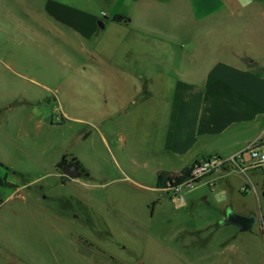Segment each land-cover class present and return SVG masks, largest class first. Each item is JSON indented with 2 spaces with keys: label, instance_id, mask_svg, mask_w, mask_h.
<instances>
[{
  "label": "rangeland",
  "instance_id": "rangeland-1",
  "mask_svg": "<svg viewBox=\"0 0 264 264\" xmlns=\"http://www.w3.org/2000/svg\"><path fill=\"white\" fill-rule=\"evenodd\" d=\"M50 1L97 15L99 30L87 37L55 21L45 11L47 0H0V264H264L263 178L240 195L193 206H177L166 195L157 207L147 192L112 180L126 175L115 155L121 163L120 156L139 155L145 134L159 124L162 113L152 103L168 96L173 81H155L158 95L147 109L124 119L118 98H107L111 110L105 107L104 90L122 87L131 96L132 85L141 90L144 83L117 73V63L183 65L188 49L179 40L185 34L173 31L168 16H145L140 0ZM115 14L166 31L148 33L147 42L135 33L128 38L111 23ZM122 128L127 145L117 149L109 132ZM64 157H77L88 174L68 181L58 167ZM8 172L25 184L26 201L4 182ZM225 200L253 209L258 221L248 230L222 224Z\"/></svg>",
  "mask_w": 264,
  "mask_h": 264
},
{
  "label": "crops",
  "instance_id": "crops-1",
  "mask_svg": "<svg viewBox=\"0 0 264 264\" xmlns=\"http://www.w3.org/2000/svg\"><path fill=\"white\" fill-rule=\"evenodd\" d=\"M140 1L145 16L149 13L154 14L156 19L168 16L172 20L173 31L185 34L186 37L179 40L183 50L188 49L182 53L184 64L163 69L162 66L158 68L154 60H118L116 72L125 71L130 78H139L144 88L140 90L137 85H132L135 95L129 96L122 87H115L105 89L103 96L109 111L111 103L107 98L114 96L118 98L117 108L124 119H133L138 110H146L158 95L155 81L173 80L168 96L159 94L160 99L152 103L160 107L162 116L155 130L151 134L147 132L142 139L141 153L129 158L120 156L123 163L115 155L120 170L126 175L112 180L128 181L147 192L151 199L159 201L157 207L168 196L157 183L160 170L181 172L205 156H230L254 141H258L260 149L264 151V0H251L250 3H244L243 0ZM45 11L55 21L84 36H94L99 30L97 15L88 18L64 4L50 0L46 2ZM130 18L129 22L110 21L123 27L128 38H131L129 34L135 33L144 42L148 40V33L166 31L159 26L132 25L133 17ZM216 34L219 37L215 40L213 35L216 37ZM211 38L215 40L214 45L211 44ZM156 40L163 41L159 36ZM217 50L220 52L217 53ZM97 62L99 65L114 64L115 60ZM138 63L140 68L137 66L130 72L126 71L127 65ZM103 70L106 72L105 68ZM106 75L104 73L102 76ZM140 92L143 93L141 101L136 98ZM100 130L104 140L109 143L105 132ZM109 136L117 149L122 145L126 147L123 128L114 136L109 132ZM8 169L12 170L10 166ZM9 174L6 175V181L11 182L13 192L26 201L25 184H18ZM259 178H263L264 183V164L249 167L246 173L233 172L219 179L215 187L207 183L200 185L188 194L186 205L210 202L216 195L223 197L232 192L240 195V190L257 189ZM79 180L80 177L68 181L75 183ZM231 201L221 202L224 203L221 205L222 218H226L229 209L256 215L253 209Z\"/></svg>",
  "mask_w": 264,
  "mask_h": 264
},
{
  "label": "built area",
  "instance_id": "built-area-1",
  "mask_svg": "<svg viewBox=\"0 0 264 264\" xmlns=\"http://www.w3.org/2000/svg\"><path fill=\"white\" fill-rule=\"evenodd\" d=\"M264 164V151L259 142L254 141L246 148L230 156L211 154L198 160L191 168L189 174L181 180H168L161 189L177 206L188 201V194L202 184L216 186L219 179L233 172L246 173L249 167H258Z\"/></svg>",
  "mask_w": 264,
  "mask_h": 264
},
{
  "label": "water",
  "instance_id": "water-1",
  "mask_svg": "<svg viewBox=\"0 0 264 264\" xmlns=\"http://www.w3.org/2000/svg\"><path fill=\"white\" fill-rule=\"evenodd\" d=\"M102 26H104V23H102ZM63 174L69 176L70 178H78L82 176L83 171L80 169V166L76 162H71L66 164L62 168ZM258 221V218L255 214L246 215L242 214L238 211H235L233 209H229L227 211V216L224 218L221 223L222 224H230L234 223L239 226L240 230H248L250 229L256 222Z\"/></svg>",
  "mask_w": 264,
  "mask_h": 264
},
{
  "label": "trees",
  "instance_id": "trees-1",
  "mask_svg": "<svg viewBox=\"0 0 264 264\" xmlns=\"http://www.w3.org/2000/svg\"><path fill=\"white\" fill-rule=\"evenodd\" d=\"M112 19L114 21H117V22H129L130 21L129 16L122 15V14H115ZM65 162H67L66 157H64L63 160L58 163V167L63 165ZM81 167L84 171V174H88L86 169L83 166H81ZM191 168L192 167L186 168L181 172H171V171H166V170H160L158 172V180H157L158 186L164 187L167 184L168 180H171V181L172 180H181V179L185 178L189 174V172L191 171ZM4 182L9 186L13 185L11 182H7L6 178H5Z\"/></svg>",
  "mask_w": 264,
  "mask_h": 264
},
{
  "label": "flooded vegetation",
  "instance_id": "flooded-vegetation-1",
  "mask_svg": "<svg viewBox=\"0 0 264 264\" xmlns=\"http://www.w3.org/2000/svg\"><path fill=\"white\" fill-rule=\"evenodd\" d=\"M71 162H76V163H78L79 166H80V169L83 171V169H82V167H81L79 161H78L76 158H73V159H71V160H68V159H67V162H65L63 165H61V166L59 167V169L61 170V173H62V174H63V172H62V168H63L66 164L71 163ZM83 174H84V171H83ZM83 174H82V175H83ZM63 175H64L65 177H67L68 180L72 179V178H70L69 176H67V175H65V174H63ZM80 177H81V176H80Z\"/></svg>",
  "mask_w": 264,
  "mask_h": 264
},
{
  "label": "clouds",
  "instance_id": "clouds-1",
  "mask_svg": "<svg viewBox=\"0 0 264 264\" xmlns=\"http://www.w3.org/2000/svg\"><path fill=\"white\" fill-rule=\"evenodd\" d=\"M243 2H244V3H250L251 0H243ZM224 198H226V194H225V197H224ZM181 206H186V202L182 203Z\"/></svg>",
  "mask_w": 264,
  "mask_h": 264
}]
</instances>
